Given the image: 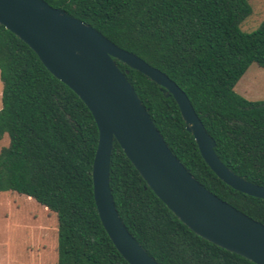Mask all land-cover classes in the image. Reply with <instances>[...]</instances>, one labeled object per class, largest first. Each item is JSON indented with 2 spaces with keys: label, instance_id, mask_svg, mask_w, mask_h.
<instances>
[{
  "label": "trees",
  "instance_id": "16d2710c",
  "mask_svg": "<svg viewBox=\"0 0 264 264\" xmlns=\"http://www.w3.org/2000/svg\"><path fill=\"white\" fill-rule=\"evenodd\" d=\"M88 23L180 86L214 139L220 160L264 185V100L234 85L251 63L264 67V19L240 23L249 0H45ZM168 147L209 191L264 224V198L227 185L202 158L172 95L115 59ZM0 190L33 198L56 215V264H130L105 231L93 199L98 130L80 97L0 24ZM109 186L118 215L160 264H255L197 235L146 185L113 139Z\"/></svg>",
  "mask_w": 264,
  "mask_h": 264
},
{
  "label": "water",
  "instance_id": "95a60500",
  "mask_svg": "<svg viewBox=\"0 0 264 264\" xmlns=\"http://www.w3.org/2000/svg\"><path fill=\"white\" fill-rule=\"evenodd\" d=\"M0 24L26 43L91 111L98 130L91 168L94 203L105 231L130 264L160 263L118 215L109 186L113 139L146 185L192 231L255 264H264V224L209 191L184 167L115 59L149 77L166 96H173L186 130L218 178L236 190L264 198V185L242 178L220 160L214 139L186 93L167 74L45 0H0Z\"/></svg>",
  "mask_w": 264,
  "mask_h": 264
},
{
  "label": "rangeland",
  "instance_id": "374dc122",
  "mask_svg": "<svg viewBox=\"0 0 264 264\" xmlns=\"http://www.w3.org/2000/svg\"><path fill=\"white\" fill-rule=\"evenodd\" d=\"M252 13L241 23L252 31L264 19V0H249ZM248 100H264V67L251 63L234 85ZM2 83L0 80V108ZM8 143L5 134L0 147ZM57 220L54 212L24 194L0 190V264H56Z\"/></svg>",
  "mask_w": 264,
  "mask_h": 264
}]
</instances>
